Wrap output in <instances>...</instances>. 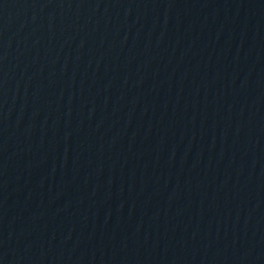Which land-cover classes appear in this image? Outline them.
<instances>
[{
    "label": "water",
    "instance_id": "water-1",
    "mask_svg": "<svg viewBox=\"0 0 264 264\" xmlns=\"http://www.w3.org/2000/svg\"><path fill=\"white\" fill-rule=\"evenodd\" d=\"M0 264H264V0H0Z\"/></svg>",
    "mask_w": 264,
    "mask_h": 264
}]
</instances>
